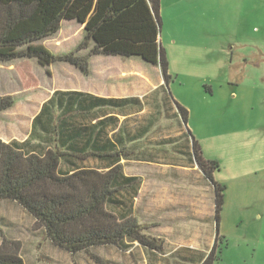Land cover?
Returning a JSON list of instances; mask_svg holds the SVG:
<instances>
[{"label":"rangeland","instance_id":"rangeland-1","mask_svg":"<svg viewBox=\"0 0 264 264\" xmlns=\"http://www.w3.org/2000/svg\"><path fill=\"white\" fill-rule=\"evenodd\" d=\"M161 17L159 40L172 77L167 89L188 110V127L203 157L218 163L214 178L227 187L220 219L224 238L219 246L224 245L214 264H264V0H161ZM83 36L80 25L65 24L56 37L65 45L59 55L74 51ZM55 39L40 44L55 48ZM97 63L96 69L114 68L118 77L128 65L147 74V91L143 83H117L125 91L122 97H141L144 103L143 111L134 106L126 111L127 118L119 116L121 123L126 119L128 137L157 119L137 142L133 160L121 162L125 176L139 178L138 190L119 197L147 227L145 233L165 241V254L149 252L137 242L123 246L125 251L102 246L90 253L107 264H201L216 237L215 190L195 162L177 110L164 100L160 69L139 58ZM65 67L70 66L57 62L44 68L37 59L0 64V99L16 93L17 101L26 104L37 97L39 80L44 91L52 84L77 85ZM27 68L36 86L25 77ZM161 79L163 84L153 90ZM17 113L12 110L10 119ZM15 121L24 125L26 119ZM85 163L89 168L106 166ZM0 231V246L5 239L19 243L26 264H96L86 252L71 255L54 246L45 229L15 202L0 203Z\"/></svg>","mask_w":264,"mask_h":264},{"label":"trees","instance_id":"trees-1","mask_svg":"<svg viewBox=\"0 0 264 264\" xmlns=\"http://www.w3.org/2000/svg\"><path fill=\"white\" fill-rule=\"evenodd\" d=\"M64 21L84 25V36L74 51L59 55L40 43L57 35ZM161 24V0H0V62L37 59L44 68L61 62L88 76L90 57L102 55L139 58L159 68L164 80L160 87L164 100L177 110L179 122L191 141L195 162L214 186L216 237L201 263L214 264L220 259L224 245L219 246L224 238L220 235V219L227 187L214 178L218 163L203 157L201 146L188 127V110L167 89L172 77L159 40ZM82 50L89 53L81 56ZM24 72L32 86H36L29 69ZM96 100L94 108H115L118 117L103 119L94 129L85 128L71 135H66V126L61 127L59 120L53 133L54 147L43 154H29L18 142L0 140V201L16 202L45 228L55 246L71 255L86 252L96 264H107L90 253L92 248L102 246H116L125 251L123 246L137 242L149 252L163 255L165 241L145 233L147 227L128 213L125 199L119 197L138 190L139 178L125 176L121 162L133 160L137 142L152 131L157 119L151 118L138 135L128 137L124 128L126 119L121 123L119 116L127 118L130 114L126 111L134 106H138V112L143 111L142 100L136 97ZM14 105L12 97L0 99V112ZM113 131L116 133L110 137ZM88 160L106 166L89 168L85 166ZM63 168L70 171L62 173ZM20 252L19 243L5 239L0 246V264H24Z\"/></svg>","mask_w":264,"mask_h":264},{"label":"crops","instance_id":"crops-1","mask_svg":"<svg viewBox=\"0 0 264 264\" xmlns=\"http://www.w3.org/2000/svg\"><path fill=\"white\" fill-rule=\"evenodd\" d=\"M65 24L74 25L78 23L74 21H64L62 23L61 31L63 30ZM80 26L81 28L84 29V25H80ZM61 31L57 35L50 37L46 40L55 39L61 33ZM59 42L60 41H58L56 38L54 40L55 48H50V47L47 48L50 49L52 52L59 54L62 48L65 47V45L63 47V45ZM79 53L81 56H85L89 53V50H82ZM115 58H121V57L102 56V55H96L90 57L89 60L90 74L88 76L84 75L74 66L68 64L70 67L69 68L65 67V69L68 68V71L73 75V77L78 79V83H76L77 85L66 84L64 86L58 87L52 84L51 87L46 86L45 88L46 90L44 91L43 89L45 86L42 87V84L39 80L40 85L37 89H35V91H37L35 96L37 97L29 99L26 104L21 105V103L17 101L16 93L11 94L10 96H12V98L15 100L14 107L9 110L0 112V140L3 141L4 143L18 142L21 144L22 148L29 154L31 153L43 154L47 150L54 147L53 138L55 137V135L53 133L56 132L55 128L59 120L61 127L66 126V132H65L66 135H71V134H79L85 128L92 127L94 129V125L103 119L110 117H118L117 110L115 108L112 110L106 107L102 109L94 108V106L97 105L96 99L97 98L98 99L128 98V97H122V95L125 94V91L124 89L118 90V84H117L118 82L130 83V84L143 83L147 91L149 80L148 77L146 76L147 74L142 71L143 69L139 68L136 65H132V66L128 65L122 67L120 73L122 76L120 75V77H118L117 70L114 68L104 67V68L96 69L95 65L98 64L97 63L98 60L101 59L108 60ZM24 60H28V59H19L15 61H24ZM126 60H131V59H126ZM10 63L12 62H9L7 64ZM0 64H6V63L0 62ZM53 65L54 64L46 68L50 69ZM141 76H145L144 77L145 80L143 78H140ZM162 84H163V80L161 79L160 81L157 82V85L153 86L152 89L156 90ZM136 98H141V97H136ZM20 106H25L26 109L20 108ZM12 110L16 112H18L19 110V113H17L16 115L17 118L10 119L11 116L10 114ZM5 116H8L7 119L8 122H5L3 120L6 119ZM38 117L39 119L36 121ZM21 118L26 119L24 125H18L19 122L15 121L16 119L20 120ZM113 124L115 123L113 122ZM49 131L52 134L48 133ZM115 133L116 131L111 132L110 137L113 136ZM61 171L62 173H65L67 171H70V169L63 168ZM219 183H222L223 185L226 184L225 182H219ZM6 201L8 202L9 200H2L0 201V203ZM224 204H226V202ZM63 252L69 254V252H67L66 250H64ZM53 259L57 260V262L59 263H62L58 261L57 258H53ZM64 260H66L64 262H67V256L65 255H64ZM67 263L69 264V262ZM24 264H26L25 261ZM71 264H73V262H71Z\"/></svg>","mask_w":264,"mask_h":264}]
</instances>
